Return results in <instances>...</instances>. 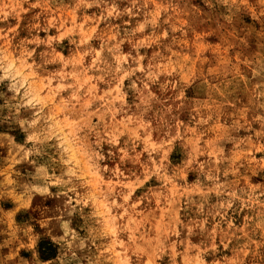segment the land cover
Segmentation results:
<instances>
[{
    "label": "clouds",
    "instance_id": "obj_1",
    "mask_svg": "<svg viewBox=\"0 0 264 264\" xmlns=\"http://www.w3.org/2000/svg\"><path fill=\"white\" fill-rule=\"evenodd\" d=\"M0 264H264V0H0Z\"/></svg>",
    "mask_w": 264,
    "mask_h": 264
}]
</instances>
